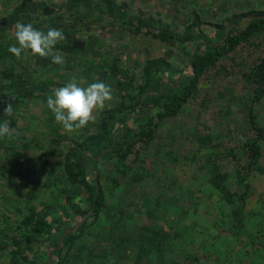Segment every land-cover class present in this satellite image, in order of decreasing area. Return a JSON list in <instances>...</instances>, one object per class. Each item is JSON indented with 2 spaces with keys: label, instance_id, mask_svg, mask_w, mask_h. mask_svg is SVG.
<instances>
[{
  "label": "trees",
  "instance_id": "obj_1",
  "mask_svg": "<svg viewBox=\"0 0 264 264\" xmlns=\"http://www.w3.org/2000/svg\"><path fill=\"white\" fill-rule=\"evenodd\" d=\"M0 1V121L10 119L15 130L0 138V198L16 205L0 210V264H264V2L241 13L229 8L242 0H212V10L178 0L189 23L173 31L177 16L169 22L159 12L133 11L131 0ZM170 1L179 13L183 7ZM17 22L62 30L66 40L54 51L65 62L30 50L17 59L8 50L19 46ZM124 32L151 37L181 56L174 63L149 51L140 66L127 65L119 47L106 46L108 36ZM251 45L256 62L238 70L251 84L239 98L245 108L233 112L232 91L225 101L224 119L233 112L238 126L227 129L222 120L208 134L192 131L191 140L178 124L166 130L192 100L207 108L202 82ZM74 77L83 86L108 84L113 99L95 122L67 133L46 102ZM8 103L11 117L4 115ZM38 120L45 129L37 135ZM165 131L168 143L160 145ZM38 161V177L29 181ZM36 180L51 191L40 207L31 202ZM203 216L210 227L195 220Z\"/></svg>",
  "mask_w": 264,
  "mask_h": 264
},
{
  "label": "rangeland",
  "instance_id": "obj_2",
  "mask_svg": "<svg viewBox=\"0 0 264 264\" xmlns=\"http://www.w3.org/2000/svg\"><path fill=\"white\" fill-rule=\"evenodd\" d=\"M132 2V6H131V10L133 11H137V10H143L145 11L147 14H154L156 13H161V15L164 16V19L166 21L171 22L173 20V18L175 16H177V20L175 21L177 24H175V28H173L172 30L175 31L176 30H182L186 24L189 23V19L187 17V10H184V6L181 4H179V1L177 0V2H175L177 5H175L176 7H183L181 11H179V13H176L173 11V9L170 7L171 3L173 1L170 0H131ZM255 1V4H260L263 3V0H242L240 2L237 1L236 4L233 5V2L231 4V7L229 8V10H231L232 12H243L244 10L246 11L248 9L247 6L250 5V3L252 4ZM48 2H53L55 4H58L59 2H61L60 0H52V1H48ZM215 1L212 0H197V3L195 4V6L197 7V4H199L200 6H207V9L212 10V7H214V3ZM1 1H0V13L2 14V12L5 10L3 4L1 5ZM15 4V2H11L9 5L10 7ZM191 5H193L192 3H190ZM8 6V5H7ZM211 6V7H210ZM246 9H243V8ZM243 9V10H242ZM214 13V11H213ZM175 15V16H173ZM211 19V18H210ZM207 29L209 30L210 33H212V29L208 26ZM119 35H122L123 37H120ZM118 36L116 37H112V36H108L107 37V41H106V46L107 48H109L108 50H111V45L112 47L116 46L117 50L123 51L125 53V58L124 60L126 61L127 65H130L132 67H138L141 64L144 63V60L146 59V52L148 53L149 51L152 52L155 55H159V56H164L167 57L170 61L172 62H176L178 59L175 58L176 55L178 54L179 56H181V53L178 49L176 48H169L168 46L160 43L159 41L156 40H151V37H145L144 35L141 36H132L130 34H128L127 32L125 33H120ZM116 39V41L114 42L113 40ZM122 47V48H121ZM125 47V48H124ZM259 52V51H258ZM258 54L257 52L254 51V46H247L245 49H243L241 51V53H239L238 55H234L231 57V59H226L222 62L221 64V68L218 71H215V73L218 75L217 77H215V74L212 73V76H209L208 78H206V80L204 82H202V87H206L203 90H206L208 92H202L201 91V96L206 98L207 101L209 102V105L207 106V108H203L201 105H199L196 101V99L192 100L191 104L189 105V111L182 113V115H180L177 118V121L174 119L172 122H170L169 126L166 128V130L170 129L171 131H175L176 126L175 124H178L180 126H182L183 128L187 129V131H184V136H189L190 140L193 139V132L192 131H197V133H209L210 129L214 130L217 126L216 123L220 122L223 120V124L226 125L227 129H231L233 130L235 127L238 126L237 121L234 120L236 119V117L234 116L233 112H240L241 110H244L245 108V104H239V98H241L244 95H247V92L251 90V84L247 85L248 83H245L243 81H241V79H239L240 77V73L238 72L239 68H241L242 70L245 69L244 64L247 65H253L257 58H258ZM177 64L179 65V68H184L186 66V64L183 62V59L181 57V59L177 62ZM226 70V71H225ZM190 71V70H189ZM76 79V81H79V84L81 86L84 85V80H80V78L78 77H74L72 79H70V82ZM221 89V95L218 96L217 92ZM232 94H234L236 96V99L233 103H230V105L232 106V110L233 112L228 116V119H224V111L226 112V103L225 101L227 100V98ZM208 95V96H207ZM220 98H218V97ZM232 97V96H231ZM230 98V97H229ZM203 109V111H202ZM206 109V110H205ZM37 110V112H36ZM33 108V112L36 113L38 116H41L42 113H40V110ZM263 111V112H262ZM98 114V113H97ZM219 114L215 119L214 117ZM261 114L264 115V105L261 108ZM215 120V123L212 121ZM263 120H264V116H263ZM175 123V124H174ZM43 122L41 120L36 121L34 127L35 130L37 131L36 134L38 133V131L40 129H45L44 126L42 125ZM221 129L219 131L224 132L225 130ZM190 130V131H189ZM227 132V131H226ZM239 133H243V129L240 131L238 130ZM167 132L165 131L162 134V140L163 142L160 144H167L168 143V137H167ZM38 135V134H37ZM195 135V134H194ZM178 144V143H177ZM176 144V146H177ZM160 145L155 146L154 150L160 151ZM179 145V144H178ZM191 146L193 147V143L190 142V144H188L187 146ZM180 149V148H179ZM29 155H33L36 154L37 150L35 149H31L28 151ZM153 153V151H151V154ZM54 159V158H53ZM55 159L58 160V157H55ZM56 160V161H57ZM26 164H34V160H30L25 161ZM28 164V166H30ZM41 168V162L38 161L35 164V167L32 166L31 167V175L28 176V174H26V176H28L29 178H27L29 181H33L35 182V179L38 177L37 176V172H35L36 170H39ZM153 172V171H152ZM177 177L180 176L179 180L180 182L185 181L186 179L182 178V173L179 171L177 174H175ZM193 173H189L188 175V179H191ZM151 180V179H150ZM4 181L0 180V185L3 184ZM33 182V184H34ZM150 182V181H148ZM29 186H31V182L27 183ZM263 186V185H262ZM34 188V191L36 193V195H38L37 198H34V200H32V205H35L37 207H40V204L42 202H45L46 200L49 199L50 196V189L49 187L46 185H44V180H42L41 182L36 183L34 186H32ZM31 187V188H32ZM150 187V186H149ZM148 187V188H149ZM261 187V185L259 186ZM1 188V187H0ZM30 188V189H31ZM2 189V188H1ZM158 189L155 188V191H157ZM261 190V189H260ZM172 192V191H171ZM173 193V192H172ZM0 194H1V190H0ZM168 194V193H166ZM173 194H171L172 196ZM171 196H168L169 198ZM173 199V198H171ZM7 204H5V202L3 201V199L0 198V210H12L15 211L16 209V205H11V206H7ZM173 205H176L175 202H173ZM207 217L203 216V217H196L195 220H199L198 222H201L202 226H208L210 227V223L207 221Z\"/></svg>",
  "mask_w": 264,
  "mask_h": 264
},
{
  "label": "clouds",
  "instance_id": "obj_3",
  "mask_svg": "<svg viewBox=\"0 0 264 264\" xmlns=\"http://www.w3.org/2000/svg\"><path fill=\"white\" fill-rule=\"evenodd\" d=\"M15 39L19 46H11L8 50L17 59L21 58L22 52L30 50L33 56L51 58L54 64L62 65L65 62L63 55L54 51L58 43L66 40L62 30L49 28L44 32L34 28L31 23L17 22ZM112 99V88L108 84L94 82L81 86L73 79L65 86L53 89L46 103L55 121L62 125L67 133H74L95 122L97 113L102 112ZM13 113V105L8 103L4 115L11 117ZM10 124V119L0 121V138L12 137L15 130Z\"/></svg>",
  "mask_w": 264,
  "mask_h": 264
},
{
  "label": "water",
  "instance_id": "obj_4",
  "mask_svg": "<svg viewBox=\"0 0 264 264\" xmlns=\"http://www.w3.org/2000/svg\"><path fill=\"white\" fill-rule=\"evenodd\" d=\"M84 220V219H83ZM76 229H73V231H75Z\"/></svg>",
  "mask_w": 264,
  "mask_h": 264
}]
</instances>
